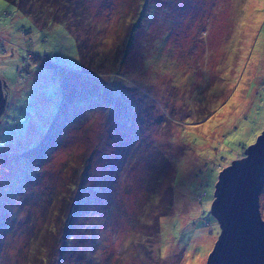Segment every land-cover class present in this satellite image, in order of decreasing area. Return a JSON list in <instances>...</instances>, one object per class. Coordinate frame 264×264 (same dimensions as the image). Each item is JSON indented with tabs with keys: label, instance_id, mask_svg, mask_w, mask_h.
Wrapping results in <instances>:
<instances>
[{
	"label": "rangeland",
	"instance_id": "obj_1",
	"mask_svg": "<svg viewBox=\"0 0 264 264\" xmlns=\"http://www.w3.org/2000/svg\"><path fill=\"white\" fill-rule=\"evenodd\" d=\"M73 1L84 57L57 9L0 0V264H206L218 168L264 129V0ZM191 36L200 63L164 73ZM53 135L42 162L25 154Z\"/></svg>",
	"mask_w": 264,
	"mask_h": 264
},
{
	"label": "water",
	"instance_id": "obj_2",
	"mask_svg": "<svg viewBox=\"0 0 264 264\" xmlns=\"http://www.w3.org/2000/svg\"><path fill=\"white\" fill-rule=\"evenodd\" d=\"M6 86L0 77V117L8 102ZM258 140H264V129L216 182L211 212L221 233L206 264H264V142L256 147Z\"/></svg>",
	"mask_w": 264,
	"mask_h": 264
},
{
	"label": "trees",
	"instance_id": "obj_3",
	"mask_svg": "<svg viewBox=\"0 0 264 264\" xmlns=\"http://www.w3.org/2000/svg\"><path fill=\"white\" fill-rule=\"evenodd\" d=\"M18 3L20 5L21 10H23V11L29 10V8H26L27 5L30 7V10L33 11V9H34L33 5L35 3L36 4H39L41 6L42 5L51 6V7H48V8L49 9L55 8V9H53L54 11L57 9V13H58L57 19L60 20V21L65 22L66 25L69 26L70 30L73 32V34L76 36V39L78 40L79 51L81 52L82 56L84 57V55L86 54V52L88 50L87 49V45H86L87 42L84 39H82V37H79L78 35H76L77 33H76L75 18L80 19V20L82 19L81 15L78 14L79 6L77 7V5H78V2L77 1L75 2L73 0H19ZM89 22H90V20H88V18L87 19H84V24H82V28H83V26L85 24H86L85 26H88ZM78 25L81 26V23H79ZM84 28L86 29L87 27H84ZM187 41L189 42L190 40L187 39ZM124 60H122V63L123 64L125 62ZM167 62H168V60L166 58V63H165V66H164V73H167V75L168 74L169 75L176 74L177 73V67L174 68L173 66L168 65ZM172 62H176V60H174V61L172 60ZM44 64H47V66L52 67V64H48V63H46V61L44 62ZM5 92L8 94V99H9L10 94H9V91H8V86L5 87ZM45 136H48V135H45ZM54 137H55L54 135L53 136H50V144H51V146H49V143L47 141H45V139L42 140V141L39 140L38 143L34 146V148L33 149H30L25 154L31 155L32 161H34L37 164H39L40 162H42V161H39V160L41 158L42 159H46L49 156V154L51 153V151L54 149V147L58 145L59 139L55 140ZM44 142H47V145H48L47 149L44 152L41 153V156H38V157H34L33 158L32 157V154L34 152H35V154L39 153L41 151V149H42V145L44 144ZM247 147H248L247 145L244 146L243 147V150H245ZM25 154H23V155H25ZM244 154L245 153H243V155H241V157H243ZM234 158L235 157L232 156L230 159H228L226 161V163H225L224 166H221L218 169L221 171L223 168H225L228 165H230L233 162ZM215 166H217V165H215ZM89 167L90 166H89V163L88 162H86L84 165H81V168L78 170V173H77L78 176H76V178L71 179L70 181L66 182V186H67V188L69 190L67 191V194L64 195V198H67L68 202L71 205H74V213L73 214L70 213L69 216L72 215V217L67 220V222L69 224V227L72 225V222H73L74 217H75V220H77V217H78V214H79V207L84 202L83 195H82L83 191L86 189L85 190V193H86V191L88 189L90 190V188H87V186H84V181L91 174L90 170L88 169ZM40 168H41V165H40ZM218 169H215V170H218ZM91 188L93 190L94 189L98 190V189H100V186H99V184H93L91 186ZM77 189H82V190L78 194V197L75 198L76 200H74V193H75V191H77ZM100 190H102V189H100ZM69 191H72V194ZM44 196H43V198H44ZM81 212L84 213V209ZM86 213H87V210H86ZM129 218L132 219L131 217H129ZM36 221H37L36 215L32 211L29 212V213H27V214H25V216L22 218V222H27L28 225H30V224H32V223H34ZM59 231L60 230H57V232H59ZM134 233H135V236H136L135 230H134ZM68 235L69 234L67 232V236ZM115 235H117V234H115ZM64 237L66 238V236H64ZM117 239H118V237H117ZM31 240L32 239H29L28 241H31ZM115 240L116 239H113V241H115ZM36 243L37 242H34V244H36ZM65 243H67V241ZM116 243H117V241H116ZM66 246H67V244L64 247H66ZM109 255H110V252H109ZM49 256H47L46 259H48L51 262L56 257V255H52L53 257L52 256L49 257ZM51 262H50V264H53V262L52 263Z\"/></svg>",
	"mask_w": 264,
	"mask_h": 264
},
{
	"label": "flooded vegetation",
	"instance_id": "obj_4",
	"mask_svg": "<svg viewBox=\"0 0 264 264\" xmlns=\"http://www.w3.org/2000/svg\"><path fill=\"white\" fill-rule=\"evenodd\" d=\"M185 39H189L190 41L188 42L187 46H178L174 48L171 47H167L165 49V56L167 58L168 61H179V62H183V61H188L189 64H193L195 65L200 63L201 61V56L196 57V55H201V53L199 54L198 52V48H196L195 46H193V42L195 41L194 37H183Z\"/></svg>",
	"mask_w": 264,
	"mask_h": 264
},
{
	"label": "snow or ice",
	"instance_id": "obj_5",
	"mask_svg": "<svg viewBox=\"0 0 264 264\" xmlns=\"http://www.w3.org/2000/svg\"><path fill=\"white\" fill-rule=\"evenodd\" d=\"M238 95V93H237ZM236 100V95H234L232 97V99L228 102V106L230 107L232 105V103ZM205 129L208 128V124L204 125ZM264 142V140H258V143L256 144V147H259V145ZM225 143H228L227 141ZM229 171V169L227 167H225L224 169H222L220 172L217 173V179H222L223 176H225L227 174V172Z\"/></svg>",
	"mask_w": 264,
	"mask_h": 264
}]
</instances>
